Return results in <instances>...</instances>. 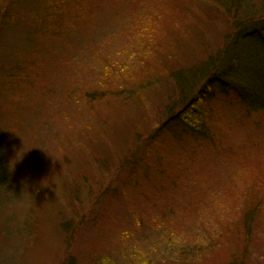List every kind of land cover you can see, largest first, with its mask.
<instances>
[{
	"label": "rangeland",
	"instance_id": "rangeland-1",
	"mask_svg": "<svg viewBox=\"0 0 264 264\" xmlns=\"http://www.w3.org/2000/svg\"><path fill=\"white\" fill-rule=\"evenodd\" d=\"M246 1L249 18L264 17V0ZM91 6L75 18L71 44L0 104L14 116L7 124L12 186L0 196V264H264V113L229 93L202 105L209 140L162 123L179 97L176 75H188L197 94L194 69L217 57L235 31L231 21L211 0ZM137 11L155 22L149 52L143 48L132 62V76L143 75L146 86L108 107L109 92L92 78L125 47ZM156 48L170 66L165 75L153 64ZM137 141L143 147L134 157L146 174L126 177L120 154Z\"/></svg>",
	"mask_w": 264,
	"mask_h": 264
},
{
	"label": "trees",
	"instance_id": "trees-1",
	"mask_svg": "<svg viewBox=\"0 0 264 264\" xmlns=\"http://www.w3.org/2000/svg\"><path fill=\"white\" fill-rule=\"evenodd\" d=\"M211 1L222 9L235 31H230V35L224 39L217 57H210L194 69L192 77L199 78L198 82L201 84L197 94L194 93L195 87L192 86V80L188 75H176L179 97L166 108L168 125L167 121L162 122L166 130L181 126V132L194 141L212 138L206 111L202 105L216 96L223 98L231 93L248 111L264 113V17L249 18L246 0ZM91 3L97 4L100 8L102 0H0V104L8 92L14 88L15 92L19 91L26 84L24 78L31 70L37 75L42 66L46 67L49 65L48 62L52 61V54L61 51L59 50L61 46L71 44L74 29L80 25L75 18L83 11L93 9ZM87 18H90L89 15ZM134 21V27L129 35L127 34L125 47L119 48L117 54L113 53L116 55L111 57L107 67L92 78L96 79L98 91L103 86L102 88L109 92L105 98L108 102L111 99L108 107L110 104L119 103L121 99L124 102L131 100L135 94L133 89L140 90L146 86L143 75L134 73L132 76L135 70L132 62L141 56L143 48L149 52L145 43L147 39L148 43L153 40L149 34L153 33L155 22L139 11L135 13ZM87 23L90 24V21L87 20ZM75 40L77 43V38ZM7 42L10 45L8 48L4 45ZM159 49H154L151 56L154 66L163 67L165 75L170 66L165 63L164 50L162 49L161 55L158 53ZM158 77L154 78L155 85H161L160 77H163V74ZM138 81L142 83L138 84ZM95 95L93 101L96 104L102 103L104 98L97 93ZM135 102L137 99L133 100V103ZM13 119L14 116L9 115V112L0 110L1 197L2 192H6L12 186L11 167L7 156L9 139L7 124ZM152 131L154 132L150 140L153 142L156 132L160 130ZM142 147L143 145L139 143L127 156L122 158L120 154L121 169L126 177L145 176L144 162L141 163L134 157ZM100 171L101 169H98L97 173ZM99 197L100 195L96 196V199ZM243 213L244 221H252L251 214L247 211ZM186 250L183 248L182 252H192ZM242 255L245 256L244 251ZM236 258L235 256L233 259ZM65 264H71V261ZM230 264L236 262L231 261Z\"/></svg>",
	"mask_w": 264,
	"mask_h": 264
}]
</instances>
